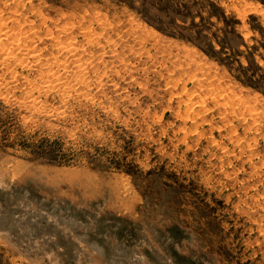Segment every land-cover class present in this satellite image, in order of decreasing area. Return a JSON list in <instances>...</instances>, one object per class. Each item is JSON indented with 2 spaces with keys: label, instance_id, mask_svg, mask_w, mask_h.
Masks as SVG:
<instances>
[{
  "label": "rangeland",
  "instance_id": "1",
  "mask_svg": "<svg viewBox=\"0 0 264 264\" xmlns=\"http://www.w3.org/2000/svg\"><path fill=\"white\" fill-rule=\"evenodd\" d=\"M0 39V264H264V0H0Z\"/></svg>",
  "mask_w": 264,
  "mask_h": 264
},
{
  "label": "bare ground",
  "instance_id": "2",
  "mask_svg": "<svg viewBox=\"0 0 264 264\" xmlns=\"http://www.w3.org/2000/svg\"><path fill=\"white\" fill-rule=\"evenodd\" d=\"M14 24H15V23H14ZM3 25H4V24H3ZM59 28H60V27H59ZM14 31H15V30H14ZM9 32H10V31H9ZM3 33H5V31H4ZM101 33H102V32H101ZM5 34H6V33H5ZM7 35H8V34H7ZM9 35H10V34H9ZM89 35H90V34H89ZM96 35H97V34H96ZM2 36H3V35H2ZM5 37H6V36H5ZM11 37H12V36H11ZM40 38H41V37H40ZM95 38H96V37H95ZM3 39L5 40L4 37H3ZM7 39L9 40V38H7ZM0 40H1V39H0ZM8 40H7V41H8ZM93 40H94V39H93ZM93 40H92V41H93ZM97 40H98V39H97ZM22 41H23V40H22ZM94 41H96V40H94ZM24 42H25V41H24ZM38 42H39V41H38ZM101 42H102V41H101ZM8 43H9V41H8V42L5 41L4 43H2V41H0V56L3 57V56L6 54V55H5V58H7V59H8L9 57H11V53H10V51L15 47V46H14V47H12V49H11V48H10L11 46H10L9 48H10L11 50L9 51V48H7V47L9 46V45H7ZM35 43H36V42H35ZM92 43H93V42H92ZM9 44H10V43H9ZM20 45H21V44H19V47H20ZM35 45H36V44H35ZM56 45H57V44H56ZM75 45H76V44H75ZM73 46H74V45H73ZM19 47H15V48H19ZM21 47H22V46H21ZM66 47H67V46H66ZM79 47H80V46H79ZM27 48H28V47H27ZM31 48H32V47H31ZM33 48H34V47H33ZM33 48H32L31 50H33ZM6 49H8V50H6ZM29 49H30V47H29ZM70 49H71V48H70ZM14 50H16V49H14ZM25 50H27V49H25ZM21 51H22V50H21ZM23 51H24V50H23ZM66 51H67V50H66ZM71 51H73V50H71ZM84 51H85V50H84ZM11 52H13V51H11ZM28 52H29V53H31V52L34 53L35 51H28ZM28 52L26 53L27 56H28ZM59 52H60V51H59ZM14 53H15V51H14ZM18 53H19V52H18ZM22 53H23V52H22ZM65 53H68V52H65ZM19 54H20V53H19ZM26 54H25V52H24V55H25V56H26ZM12 55H13V54H12ZM15 55H16V59H17V57H18L17 55H18V54H15ZM33 55H34V57H35V56L38 57L36 54H33ZM38 55H40V54H38ZM103 56H104V55H103ZM13 58H15V56H14ZM23 58H25V57L23 56ZM29 58H30V57H29ZM40 58H41V57H40ZM25 59H26V58H25ZM11 60H12V59H11ZM13 60H14V59H13ZM22 60H23V59H22ZM32 60H35V61H36V60H38V59H35V58H34V59H32ZM32 60H30V61H32ZM40 60H41V59H40ZM74 60H75V59H74ZM76 60H77V59H76ZM82 60H83V59H82ZM0 61H1V59H0ZM56 61H57V60H56ZM60 61H61V60H60ZM87 61H88V60H87ZM1 62H2V61H1ZM9 62H10V61H9ZM12 62H13V61H12ZM57 62H58V61H57ZM64 62H65V61H64ZM55 63H56V62H54V64H55ZM85 63H86V62H85ZM85 63H84V64H85ZM51 64H52V63H51ZM76 64H77V63H76ZM90 64H91V63H90ZM50 66H51V65H50ZM63 66H64V64H63ZM65 66H66V65H65ZM67 66H68V65H67ZM67 66H66V67H67ZM69 66H70V65H69ZM84 66H85V65H84ZM52 67H54V66H52ZM86 67H87V66H86ZM125 68H127V67H125ZM82 70H83V69H82ZM53 71H54V70H53ZM53 71H52V72H53ZM72 71H73V70H72ZM85 71H86V70H85ZM130 71H131V70H130ZM40 72H41V71H40ZM81 73H82V72H81ZM54 74H56V72H55ZM88 75H89V74H87V76H88ZM64 76H65V75H64ZM64 76H63V77H64ZM59 77L61 78V76H59ZM59 77H58V79H59ZM71 77H72V76H71ZM76 77H77V76H76ZM83 78H84V77H83ZM65 79H66V77H65ZM72 79H74V78L72 77ZM50 81H51V80H50ZM62 81L64 82V80H62ZM100 82H101V81H100ZM67 83H68V82H66V84H67ZM76 83H77V82H76ZM101 83H102V82H101ZM48 84H50V83H48ZM63 84H64V83H63ZM77 84H78V83H77ZM61 85H62V84H61ZM86 85H87V84H86ZM91 86H92V85H91ZM53 87H54V86H53ZM50 88H51V87H50ZM73 88H74V87H73ZM112 88H113V87H112ZM114 88H115V87H114ZM237 95H239V94H237ZM242 97H243V96H242ZM202 99H203V98H202ZM222 99H223V98H222ZM204 100H205V99H204ZM204 100H203V101H204ZM240 101H241V100H240ZM247 101H248V100H247ZM253 101H254V100H253ZM231 102H232V101H231ZM231 102H230V103H231ZM242 102H243V101H242ZM224 104H225V103H224ZM226 104H227V102H226ZM232 104H233V103H232ZM238 104H239V103H238ZM242 104H243V103H242ZM249 104L251 105V106H249V107H252V104H251L250 101H249ZM230 105H231V104H230ZM233 105H234V104H233ZM235 105H236V104H235ZM235 105H234V106H235ZM243 105L245 106L244 108H245L246 111H250V109L247 110V107H248V106L246 105V103H244ZM254 106H255V105H254ZM230 107H231V106H230ZM257 109H258V108H257ZM259 109H260V108H259ZM245 110H244V112H245ZM254 110H255V109H254ZM238 111H239V110H238ZM249 114H250V113H249ZM246 115H247V114H246ZM241 118H242V117H241ZM3 214H4V213H3Z\"/></svg>",
  "mask_w": 264,
  "mask_h": 264
}]
</instances>
